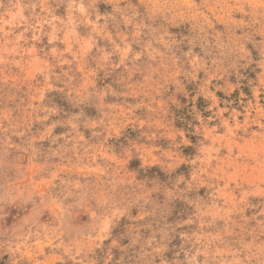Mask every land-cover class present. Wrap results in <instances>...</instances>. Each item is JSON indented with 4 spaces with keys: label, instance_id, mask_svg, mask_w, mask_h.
Masks as SVG:
<instances>
[{
    "label": "rangeland",
    "instance_id": "rangeland-1",
    "mask_svg": "<svg viewBox=\"0 0 264 264\" xmlns=\"http://www.w3.org/2000/svg\"><path fill=\"white\" fill-rule=\"evenodd\" d=\"M0 264H264V0H0Z\"/></svg>",
    "mask_w": 264,
    "mask_h": 264
}]
</instances>
